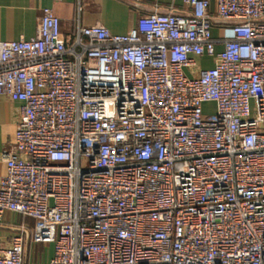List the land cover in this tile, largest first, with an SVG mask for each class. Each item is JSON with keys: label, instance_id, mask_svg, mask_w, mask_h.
Wrapping results in <instances>:
<instances>
[{"label": "built area", "instance_id": "2783aa9c", "mask_svg": "<svg viewBox=\"0 0 264 264\" xmlns=\"http://www.w3.org/2000/svg\"><path fill=\"white\" fill-rule=\"evenodd\" d=\"M180 1L70 44L44 8L0 41V95L20 102L0 221H33L42 264H264V0ZM23 254L12 236L0 264Z\"/></svg>", "mask_w": 264, "mask_h": 264}, {"label": "crops", "instance_id": "0c3cea01", "mask_svg": "<svg viewBox=\"0 0 264 264\" xmlns=\"http://www.w3.org/2000/svg\"><path fill=\"white\" fill-rule=\"evenodd\" d=\"M148 6L182 13L180 0H140ZM213 3V0H211ZM80 7V10H79ZM48 8L59 19L60 33L67 44H70L79 27L101 24L114 33H125L136 24L139 15L146 11L137 10L120 0H0V41L29 39L36 33L38 19L42 10ZM211 35L214 39L231 37L228 23L212 19ZM222 49L221 43L215 50ZM199 62L210 59L201 58ZM19 101L10 100L0 95V150L14 138L17 108ZM6 173V165L0 162V177ZM33 221L13 212H5L0 221V245L19 234L24 237V264H42L52 257L51 243L34 244L26 240L31 233Z\"/></svg>", "mask_w": 264, "mask_h": 264}, {"label": "water", "instance_id": "95a60500", "mask_svg": "<svg viewBox=\"0 0 264 264\" xmlns=\"http://www.w3.org/2000/svg\"><path fill=\"white\" fill-rule=\"evenodd\" d=\"M120 1H122L123 3L129 5V6L135 8L137 10H141V11H146V12H154V11H156L158 13H167L168 12L167 10H164V9H161V8L155 9L152 6H148L146 4L135 3V2L130 1V0H120ZM176 14H181V13H176ZM219 21L223 22V23H228V24L237 22V21H225V20H219ZM26 240L27 241L29 240L28 234L26 235Z\"/></svg>", "mask_w": 264, "mask_h": 264}, {"label": "rangeland", "instance_id": "374dc122", "mask_svg": "<svg viewBox=\"0 0 264 264\" xmlns=\"http://www.w3.org/2000/svg\"><path fill=\"white\" fill-rule=\"evenodd\" d=\"M210 106H211V105H208L207 108H211ZM209 110H210V109H209Z\"/></svg>", "mask_w": 264, "mask_h": 264}]
</instances>
